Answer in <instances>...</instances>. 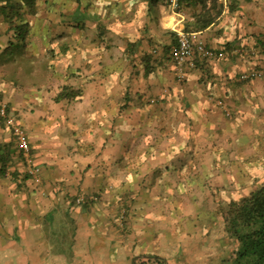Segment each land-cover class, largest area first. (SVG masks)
I'll return each mask as SVG.
<instances>
[{"label": "rangeland", "instance_id": "obj_1", "mask_svg": "<svg viewBox=\"0 0 264 264\" xmlns=\"http://www.w3.org/2000/svg\"><path fill=\"white\" fill-rule=\"evenodd\" d=\"M19 43L13 41L9 49L0 51V87L4 90L0 102L10 105L7 113L13 118L11 114L18 112L20 123L14 118L15 122L24 130L29 127L38 143L46 146L37 155L47 160L39 180L27 178L22 183L9 174L8 181L0 183V264H136L141 256L156 255L168 258V264L226 262L235 245L223 231L217 207L264 180V106L255 112L256 106L242 105L240 108L248 112L245 120L238 117L239 108L220 117L217 111L209 123L206 117L192 121L197 113L184 107L175 88L167 114L161 112L150 119L136 109L135 114L119 116L113 125L100 120L96 131L101 137H93L91 131L80 141L87 145L96 140L95 149H100L97 142L103 138L105 149L96 159L84 157L68 150L71 140L59 131V118L73 120L84 108L91 116L100 106L91 105L90 100L106 95L94 86L100 87L101 80L113 84L111 72L101 69L97 74L71 75L62 61L54 79L86 85L83 96L90 97L74 108H65L52 101L55 90L28 88L36 85L50 62L37 56L23 57L26 53ZM57 54H51L54 63ZM247 89L251 87L247 85ZM160 116L164 121L158 123ZM235 119L237 125L232 129L230 121ZM163 126L166 129H161ZM202 131L210 133L202 136ZM192 133L193 145H189ZM12 135L10 128L0 126V141ZM137 136L136 154L126 167L118 165V148ZM16 165L25 175L27 165L22 156L16 158ZM122 192H128L126 196L132 199L126 227L121 217H113L114 204ZM86 194L92 201L83 206ZM72 197L76 198L74 203ZM80 197L83 199L78 202ZM32 219L39 222V234L35 226L30 227ZM37 250L43 253L39 263L31 257ZM16 257H22L23 262Z\"/></svg>", "mask_w": 264, "mask_h": 264}, {"label": "crops", "instance_id": "obj_2", "mask_svg": "<svg viewBox=\"0 0 264 264\" xmlns=\"http://www.w3.org/2000/svg\"><path fill=\"white\" fill-rule=\"evenodd\" d=\"M218 2L222 5L220 16L207 28L194 32V39L203 41L210 49L225 51L226 56L210 60L197 56L198 67L188 71L186 80L182 83L176 80L175 73L171 69L172 63L167 60L169 56L160 48H163L169 40L170 32H174L177 36V30H184L185 24L191 21V13L188 9L173 10L167 4V0H35L32 8L25 6L22 10L23 20L29 25L26 43L20 41L23 39L15 40L21 42L19 45L23 47L22 52L27 54L23 56L26 57H47L58 51L57 56L60 59L55 61L53 69L50 70L51 84H54L49 86L54 88L61 83L54 77L62 61L67 64L65 69L72 74L77 73L78 67L86 62L89 64L84 68L83 73L97 74L101 69L104 72H111L110 79L114 80L113 84L110 83L109 86L108 82L101 80L98 82L100 87L93 85L97 90L98 88L103 90L102 94L106 95L99 96L96 101L90 100L91 105H103L110 91L122 87L124 80L130 76L131 86L135 89L151 88L153 93L161 94L163 89L169 88L168 90L173 92L178 88L184 107L197 113V116L191 120H205L206 117L209 123L215 120L212 116H215L214 113L217 111L220 112V117L225 109L239 111V108L248 105L247 103L256 106L255 112L256 109L261 110L260 105L264 106V80H258L264 77V52L261 49L264 45V0H218ZM14 36V31L9 30L8 24L0 18V51L9 49L8 42ZM59 44L64 45L63 48ZM156 47H159L156 53L158 61L154 62V71L152 70L147 78L137 79L136 72L144 70V67L153 63L149 59V52ZM61 49L65 54L61 55L59 52ZM129 49L133 51L130 54L134 58L133 62L120 59L127 56L126 51ZM95 58L98 60L94 63ZM100 58H106L105 64L99 63V60L102 61ZM95 65L100 68L96 70ZM253 69L261 70L262 76L252 78L248 82L240 80L239 76L242 73ZM114 74H116L115 79ZM247 85L251 89H247ZM34 86L28 88L32 90L35 89ZM81 86L85 93L86 85ZM248 92L251 93L246 98ZM88 98H90L88 95L86 98L83 96L82 101ZM110 100L113 102L112 99ZM220 101L223 102V106L219 104ZM245 111L240 108L238 117L244 116V120L249 119L248 112ZM251 115L253 116V113ZM257 117L256 114L255 119ZM98 118L99 121L104 119L100 116ZM230 122L233 125L231 128H236V119ZM27 129L38 154L46 146L38 143L29 127ZM131 132L132 129L127 134L130 135ZM208 134L201 132L202 136ZM191 136L190 141L187 140L189 145L192 144L194 134L192 133ZM39 158L37 155V160ZM41 160L47 159L43 156L38 161L42 162ZM19 222L18 227H21L22 221ZM30 227H34L37 234L40 233L38 220L33 221ZM34 247L32 241V248ZM41 256L43 257V253L38 250L36 255L31 254L38 263ZM16 259L23 262L22 257ZM64 260H66L65 256Z\"/></svg>", "mask_w": 264, "mask_h": 264}, {"label": "trees", "instance_id": "obj_3", "mask_svg": "<svg viewBox=\"0 0 264 264\" xmlns=\"http://www.w3.org/2000/svg\"><path fill=\"white\" fill-rule=\"evenodd\" d=\"M34 4L35 0H0V18L8 24V29L13 30L15 35L11 40H9V46L13 43V41H16L15 39H23L20 41L26 43L28 32L27 30L29 28V25L28 22H24L23 20L24 17L22 10L25 6L32 8ZM167 4H169V0H167ZM182 9H188L191 13V21L185 24L184 31L188 33H194L199 30L205 29L212 23H214L222 12V5L218 2V0H178V8H176V11ZM169 34V40L164 44V49H160H162V52L164 54L167 53V55L169 56L167 60L173 65V59L170 56V49L172 45L176 44L177 36L174 32H170ZM63 46L61 45L60 47L63 48ZM263 47L264 45L261 48ZM158 48L159 47H156L155 49L150 50L149 59L153 63H150L148 67L146 66V68L144 67V70L137 71V79L139 77L147 78L149 73L152 72V70L154 71V62L158 61V54H156ZM59 52L61 53V55L65 54L63 52V49H61ZM132 53L133 51L129 49V51H126L127 56L121 57L120 59L133 62L134 58L130 55ZM150 53H152V55ZM27 58L31 59L30 57ZM37 59H42V61L49 60L50 66H48L45 71L41 72V75L43 76L39 78L35 86L33 85L34 88L38 91L55 90L52 101L56 104L65 106V108H74L76 105L80 104L82 102L84 93L83 86L67 81L63 82L62 84L59 83V85L55 88L53 86H49L51 84L50 70L53 69L54 59L51 55L47 57L39 56V58ZM59 59L60 57L56 56L55 60ZM100 59H102V61L99 60V63L103 62V64H105L106 58ZM88 64L89 63L86 62L83 66L78 67V74L75 73V75L83 73L84 68ZM1 80L3 82L5 81L4 79ZM124 81L125 83L122 87H120L116 91H110V93L108 94L109 96L104 100L103 105H101L100 107H96L95 109L98 110H95L92 116L88 115L89 109L84 108L81 110L79 115L75 116L73 120L63 122L62 119L59 118L60 124L58 129H60L59 131L61 132V134L69 138V141L71 140L70 145L68 146V150L71 153L79 154L84 157L91 156L93 159H96L97 156H100L102 154L103 149H105V139H98L97 143L100 142V149H97V147L95 149L96 140L93 142H88L87 145L80 141L81 136L91 135V131H94L92 134L93 137H101L98 131H96L100 126L99 118L97 119L100 114L102 115V118L111 123L110 125L115 124L118 121L119 116L127 115V113L135 114L136 109L146 113L150 119H155L157 114L161 112H163L162 114H167V110L169 107L168 103L173 96V92L171 90L163 89L161 94L153 93V90L151 88H147L146 90H139L138 88L135 89L134 87H132V77L130 78V76ZM245 81L248 82L250 81V79ZM45 82L48 83L45 84ZM3 94L4 90L2 87H0V100H3ZM110 99H112L113 102ZM9 106L10 105L7 103L6 110L10 114ZM99 110L100 113H98ZM11 115L14 116L15 120L18 123H20V115L18 112H13ZM157 121L158 123H160L164 121V118L160 116ZM0 126L8 128L1 116ZM161 129L166 128H164L163 126ZM24 131L29 140L33 163L37 164L42 172V167H45L46 162H40L37 160V149L32 145L28 130L25 129ZM141 136L142 138L145 137L143 134ZM138 137L139 136L132 138L129 144L124 143L123 145H121V148H119V150L117 151L118 160L116 161V163H118V165H120L121 163L123 167H126L130 163L129 159L132 157V154H136L137 151L136 143L137 141H139ZM126 155L128 156V160L125 157ZM21 156V150L19 149L14 133L11 139L0 141V183H5L6 181H8L7 179L9 178V174L12 176V180H19L22 183L26 181L27 178H32L28 171L25 172L24 175L17 168L16 158H20ZM80 192L81 191L78 190L77 194L80 195ZM95 194L98 195V193ZM128 194V192L121 193L122 200L120 197L118 198L116 204H114L115 209L113 212V217H121L123 226L125 227L129 220V212L132 204V199L126 196ZM88 195L89 194L85 195L86 201L83 203V206H88L92 201L88 199ZM71 200L74 203L76 198L72 197ZM217 211L222 220L224 233L228 236L232 245H235L232 249L229 259L226 262H222L221 264H264V180H259L252 183V187L249 192L241 195L239 198H233L226 204H218ZM116 227L117 229L122 228L117 225ZM59 239L62 240L61 238ZM172 253H174V251ZM135 263L168 264V258H162L158 255H156L155 257L141 256V258L136 260Z\"/></svg>", "mask_w": 264, "mask_h": 264}, {"label": "built area", "instance_id": "obj_4", "mask_svg": "<svg viewBox=\"0 0 264 264\" xmlns=\"http://www.w3.org/2000/svg\"><path fill=\"white\" fill-rule=\"evenodd\" d=\"M169 5L176 10L178 8V0H169ZM177 42L171 46L170 56L173 59L174 73L178 81H183L186 78L187 71L196 69L198 67L197 56L206 60L224 58L226 52L222 50H213L208 48L201 40L194 39V33H188L184 30H177ZM264 52V47L262 48ZM263 72L261 70H249L242 73L240 80H248L252 78L261 77ZM219 104H224L220 101ZM225 114L230 115V112L225 109ZM0 116L5 119L8 128H10L21 150L22 157L27 165V171L35 180L41 178V169L37 164L33 163L31 156L30 144L27 135L21 125L17 124L12 116L6 111V105L0 102ZM83 198H78L77 201H82Z\"/></svg>", "mask_w": 264, "mask_h": 264}]
</instances>
